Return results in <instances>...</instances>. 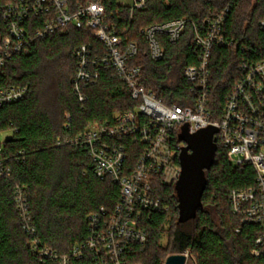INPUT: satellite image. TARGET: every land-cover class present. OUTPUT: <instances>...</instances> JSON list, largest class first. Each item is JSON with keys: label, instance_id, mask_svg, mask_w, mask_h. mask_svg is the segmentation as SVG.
Returning <instances> with one entry per match:
<instances>
[{"label": "trees", "instance_id": "obj_1", "mask_svg": "<svg viewBox=\"0 0 264 264\" xmlns=\"http://www.w3.org/2000/svg\"><path fill=\"white\" fill-rule=\"evenodd\" d=\"M14 0H0V37L4 35L2 12ZM72 3L80 0H70ZM119 0H107L109 16L119 25L126 42L138 45L130 63L141 68L139 85L168 106H187L193 96L185 69L198 62L196 35L205 36L206 20L226 8L225 30L232 47L215 46L210 59L211 120L221 117L227 96L241 78L245 61L264 60V0H148L131 11ZM176 19H186L185 30L176 44L161 37L164 58H150L149 45L141 29ZM83 44L102 50L89 29L69 26L65 31L38 41L33 49L11 60L0 86L27 88L20 101L0 107V132H12L4 156L10 175L0 178V264H59L40 259L39 249L69 254L86 241L89 217L101 208L111 210L119 201V189L110 179L96 173L87 150L70 142L90 124H104L115 113L133 110L139 101L115 72L102 70L99 81L84 89L85 104L73 89L77 58ZM70 115L66 128L65 115ZM61 143V145H58ZM207 187L196 217L179 222L176 186L161 190L164 207L147 224L148 241L137 247L133 260L141 264H165L170 255L189 252L197 264H264L256 257L259 229L243 224L231 211L229 193L254 184L250 165L233 166L226 152L218 148L213 166L206 171ZM25 187L34 233L24 229L15 205L16 187ZM166 241V245L163 242ZM72 264H94L91 255Z\"/></svg>", "mask_w": 264, "mask_h": 264}, {"label": "built area", "instance_id": "obj_2", "mask_svg": "<svg viewBox=\"0 0 264 264\" xmlns=\"http://www.w3.org/2000/svg\"><path fill=\"white\" fill-rule=\"evenodd\" d=\"M148 0H132L131 11L141 9ZM107 0H14L2 12L4 35L0 37V77L15 57L28 54L35 44L65 31L69 26L89 29L102 50L83 44L75 52L77 58L73 89L80 103L87 97L84 89L95 85L102 70L114 71L139 101L133 110L115 113L111 121L90 124L82 135L70 141L87 150L96 175L110 179L119 189V201L111 210L101 208L90 215L89 234L85 242L76 244L69 254L59 255L48 248L39 249L40 259L49 258L59 264L91 255L94 264H141L132 253L147 244V224L164 207L161 190L175 185L181 176L179 156L186 146L180 135L184 126L195 133L208 126L218 128V148L223 149L235 166L250 165L254 184L233 189L229 203L243 224L256 225L259 235L252 254L264 257V60H245L240 65L241 78L227 96L221 117L211 120L210 59L215 46L232 47L225 30L229 8L206 20L205 36L196 35L198 62L185 69L184 76L193 96L187 106H168L155 94L139 85L141 68L130 63L138 54L135 42H126L119 25L109 16ZM119 2V1H118ZM120 4V3H119ZM122 5V4H121ZM124 6V5H123ZM187 24L186 19L157 23L141 29L149 45L150 58L161 61L165 49L161 37L176 44ZM264 34V19L260 22ZM27 88L0 86V107L23 99ZM65 127L70 115L66 113ZM13 132V131H12ZM12 132H0V178L10 175L4 156L6 138ZM61 145V143H58ZM15 205L29 233H34L25 187H16Z\"/></svg>", "mask_w": 264, "mask_h": 264}, {"label": "water", "instance_id": "obj_3", "mask_svg": "<svg viewBox=\"0 0 264 264\" xmlns=\"http://www.w3.org/2000/svg\"><path fill=\"white\" fill-rule=\"evenodd\" d=\"M217 133L218 128L215 126H208L195 133H190L187 125L182 128L180 139L186 146L179 156L182 172L176 183L180 223L195 218L202 205V197L207 187L206 171L213 166L218 151L215 137ZM12 140L13 136L6 138V142ZM187 261L185 254H175L170 255L165 264H187Z\"/></svg>", "mask_w": 264, "mask_h": 264}, {"label": "rangeland", "instance_id": "obj_4", "mask_svg": "<svg viewBox=\"0 0 264 264\" xmlns=\"http://www.w3.org/2000/svg\"><path fill=\"white\" fill-rule=\"evenodd\" d=\"M119 3L124 6H130L132 5V0H119ZM163 245H166V241L163 242ZM185 255L188 257L187 264H197L196 258L191 255L189 252L185 253Z\"/></svg>", "mask_w": 264, "mask_h": 264}]
</instances>
